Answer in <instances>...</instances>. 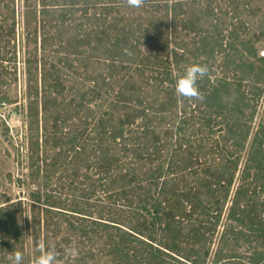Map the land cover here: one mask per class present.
Segmentation results:
<instances>
[{"label": "trees", "instance_id": "obj_1", "mask_svg": "<svg viewBox=\"0 0 264 264\" xmlns=\"http://www.w3.org/2000/svg\"><path fill=\"white\" fill-rule=\"evenodd\" d=\"M233 36L264 43V0H0V107L24 93L16 147L45 192L0 200V264L15 250L26 264V240L61 264H264L212 251L220 228L264 245V176L232 192L239 150L209 103L210 55L224 62ZM194 63L209 68L202 101L175 93Z\"/></svg>", "mask_w": 264, "mask_h": 264}, {"label": "rangeland", "instance_id": "obj_2", "mask_svg": "<svg viewBox=\"0 0 264 264\" xmlns=\"http://www.w3.org/2000/svg\"><path fill=\"white\" fill-rule=\"evenodd\" d=\"M241 36L230 37L228 42L234 47L226 51L225 61L216 51L210 55V61L213 64V87L219 93L218 98L213 97L210 100L212 109L217 110L222 131L236 139L232 146L226 145L232 156L239 150V163L235 169L232 192L238 187H252V176L255 172L264 176V150L261 148L260 134L257 128H264V43L247 42L244 45ZM212 40L209 42V44ZM249 47L253 48L251 51ZM203 49L200 48V51ZM223 63L225 65H223ZM227 69L226 75H223L222 69ZM20 84L23 85V80ZM227 86V90L220 91L222 86ZM21 91L24 92L22 86ZM226 91V92H224ZM24 93L21 94L20 102L13 105H4L0 107V200L1 205L10 201L21 199L25 204L28 202L29 194L38 190L41 200L45 198L42 182L44 179L34 181L28 177L27 153L17 149L16 145L22 144L26 115L24 113ZM254 148L260 150L255 155ZM261 158V159H260ZM264 191V190H263ZM264 196V195H262ZM26 216V215H25ZM29 220V218L27 217ZM224 221V219H223ZM233 223L228 226L233 227ZM28 222H24L26 228ZM4 232H13L19 226L14 222L4 223ZM228 227V228H229ZM238 228L250 229L248 226L239 225ZM253 228L252 230H254ZM7 230V231H6ZM2 232V231H1ZM255 233V232H253ZM22 234L26 235L22 230ZM222 235V229L216 235L212 247L213 253L219 249L223 252H231L236 255L260 254L264 256V245L255 243H244L241 240L231 238V235ZM25 263L31 264L32 252L35 247L29 240L23 242ZM29 253V255H28Z\"/></svg>", "mask_w": 264, "mask_h": 264}, {"label": "clouds", "instance_id": "obj_3", "mask_svg": "<svg viewBox=\"0 0 264 264\" xmlns=\"http://www.w3.org/2000/svg\"><path fill=\"white\" fill-rule=\"evenodd\" d=\"M123 3L132 9H142L146 0H123ZM209 75V68L206 64L194 63L188 66L175 82V93L178 97L189 101H202V92L198 87V81ZM40 254L33 258L31 264H61L58 253L52 247L45 246L44 242L39 245ZM76 255V250H71ZM8 260L10 264H23V254L19 250L12 251Z\"/></svg>", "mask_w": 264, "mask_h": 264}]
</instances>
